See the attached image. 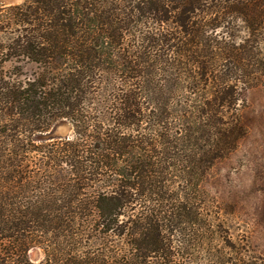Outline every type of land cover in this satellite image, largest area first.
I'll list each match as a JSON object with an SVG mask.
<instances>
[{"label": "trees", "instance_id": "trees-1", "mask_svg": "<svg viewBox=\"0 0 264 264\" xmlns=\"http://www.w3.org/2000/svg\"><path fill=\"white\" fill-rule=\"evenodd\" d=\"M263 49L264 0L1 4L0 264H264L214 192Z\"/></svg>", "mask_w": 264, "mask_h": 264}, {"label": "rangeland", "instance_id": "rangeland-1", "mask_svg": "<svg viewBox=\"0 0 264 264\" xmlns=\"http://www.w3.org/2000/svg\"><path fill=\"white\" fill-rule=\"evenodd\" d=\"M225 24L232 28V35L236 38L247 36L246 24L240 20ZM25 70L29 71L30 67H25ZM246 100L251 120L250 133L238 152L220 169L214 192L218 202L229 207L222 220L232 243L238 245L247 240L252 256L264 260V83L248 91ZM54 127L53 134L65 132L69 138L73 137L67 122H58ZM53 140L38 136L35 143ZM36 254L41 260L40 250Z\"/></svg>", "mask_w": 264, "mask_h": 264}, {"label": "water", "instance_id": "water-1", "mask_svg": "<svg viewBox=\"0 0 264 264\" xmlns=\"http://www.w3.org/2000/svg\"><path fill=\"white\" fill-rule=\"evenodd\" d=\"M21 0H0V5L1 4H5V5H14V4H18L20 3ZM58 123V122H57ZM57 123L54 125L56 128ZM42 136H45L48 140H53V139H68L70 136L69 134H65V132H60V133H55V134H44ZM36 252H39L38 250H32V252L30 253V257L32 261H39V254H36ZM39 255V256H38Z\"/></svg>", "mask_w": 264, "mask_h": 264}]
</instances>
